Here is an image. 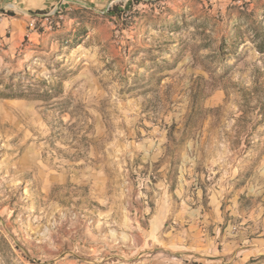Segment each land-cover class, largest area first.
<instances>
[{
    "label": "rangeland",
    "instance_id": "rangeland-1",
    "mask_svg": "<svg viewBox=\"0 0 264 264\" xmlns=\"http://www.w3.org/2000/svg\"><path fill=\"white\" fill-rule=\"evenodd\" d=\"M87 7L0 36V264H264V0Z\"/></svg>",
    "mask_w": 264,
    "mask_h": 264
},
{
    "label": "crops",
    "instance_id": "crops-1",
    "mask_svg": "<svg viewBox=\"0 0 264 264\" xmlns=\"http://www.w3.org/2000/svg\"><path fill=\"white\" fill-rule=\"evenodd\" d=\"M61 0H22L19 3H7L6 0H0V11L6 10L8 7L15 8V12L19 10L20 13H6L4 18L0 22V36L4 35V31L12 26L13 31L17 35V46L20 44V40L24 37L28 22L30 20H37V12H44L50 6L57 5ZM78 1V0H77ZM87 5L88 9L92 8H105L110 3H116L118 0H79ZM154 1V0H148ZM36 15V16H35ZM0 16H2L0 14ZM259 241V240H258ZM264 241V240H263Z\"/></svg>",
    "mask_w": 264,
    "mask_h": 264
},
{
    "label": "trees",
    "instance_id": "trees-1",
    "mask_svg": "<svg viewBox=\"0 0 264 264\" xmlns=\"http://www.w3.org/2000/svg\"><path fill=\"white\" fill-rule=\"evenodd\" d=\"M114 13L115 10L113 11H109V13ZM39 13H45V12H39ZM260 52L264 53V49L263 48H260L259 49ZM59 87H62V84L59 85ZM30 88H33V87H30ZM58 87L55 88V89H50V91H44V93H37L35 96H37L38 98H41V99H51L53 98V95H51V92H56V95H55V98H58L62 93L61 91H57ZM17 91V90H16ZM37 92H40V91H37ZM26 96H29L25 93L24 89H19V91H17L16 93H11V94H3V97L6 98V99H23L25 98ZM86 139L85 138H82V141H85ZM76 149L78 150L77 151V156L75 157L76 159H79L80 158V149L76 147Z\"/></svg>",
    "mask_w": 264,
    "mask_h": 264
},
{
    "label": "built area",
    "instance_id": "built-area-1",
    "mask_svg": "<svg viewBox=\"0 0 264 264\" xmlns=\"http://www.w3.org/2000/svg\"><path fill=\"white\" fill-rule=\"evenodd\" d=\"M43 18H44V21H42L43 25H48L50 29L53 27L59 29L62 21L64 20V15L62 14V12L58 11V8H55L50 13L44 14ZM27 38L31 40L30 35H27Z\"/></svg>",
    "mask_w": 264,
    "mask_h": 264
}]
</instances>
